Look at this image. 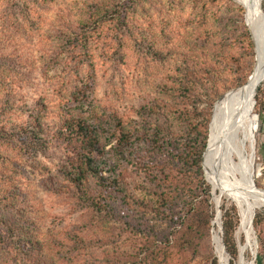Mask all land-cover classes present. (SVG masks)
Here are the masks:
<instances>
[{
	"label": "rangeland",
	"instance_id": "rangeland-1",
	"mask_svg": "<svg viewBox=\"0 0 264 264\" xmlns=\"http://www.w3.org/2000/svg\"><path fill=\"white\" fill-rule=\"evenodd\" d=\"M246 16L237 0H0V264H219L216 234L228 264H264V203L245 198L249 225L205 158L215 104L255 71ZM67 114L103 124L86 193ZM250 117L264 191V74ZM121 125L145 135L121 145Z\"/></svg>",
	"mask_w": 264,
	"mask_h": 264
},
{
	"label": "bare ground",
	"instance_id": "bare-ground-1",
	"mask_svg": "<svg viewBox=\"0 0 264 264\" xmlns=\"http://www.w3.org/2000/svg\"><path fill=\"white\" fill-rule=\"evenodd\" d=\"M237 1L247 11L246 21L251 29L256 46V67L254 74L244 87L224 94L215 104L210 124V140L205 158L209 160L215 172L212 185L236 198L239 203L246 205V221L249 223L252 207L248 205L245 198L254 197L264 203V191L257 189L253 181L254 150L251 147L253 133L250 117L254 94L264 74V27L260 6L262 0ZM248 145L251 148L250 161L245 156ZM230 163L233 164L235 173H240V179L237 175L233 176L230 173ZM213 195H215V192H213ZM217 216L216 223L219 224V204L217 205ZM214 243L219 264H228L224 257L222 240L217 234L214 237ZM243 252L244 250H241L240 259L243 257Z\"/></svg>",
	"mask_w": 264,
	"mask_h": 264
},
{
	"label": "trees",
	"instance_id": "trees-1",
	"mask_svg": "<svg viewBox=\"0 0 264 264\" xmlns=\"http://www.w3.org/2000/svg\"><path fill=\"white\" fill-rule=\"evenodd\" d=\"M66 101L72 102L76 104L77 108L82 110V115L85 112L83 110L87 107V101H84L80 94L75 91L68 94V97L65 98ZM258 104L260 100L257 98ZM262 105V103H260ZM70 114L66 115L65 124L60 129L62 133H65L68 136L69 144L76 145L75 150L79 153V158L77 159V165L72 167L73 174L75 175L74 181H76V185L78 189L82 193H86L87 185L91 184L96 178H98V173L94 168V155L100 149L101 140L103 137V133L101 132L102 129V122H99L97 129H92L91 126L88 124L86 118H80L77 122L74 117L68 118ZM74 115V114H72ZM72 119V120H70ZM120 137L119 141L121 145L128 144L132 138L136 135L144 136L145 133L142 130L137 128L130 129L126 126L121 125L120 127ZM138 136V137H139ZM206 148V143L204 142L202 146V152ZM75 153V152H74ZM200 159H198V163L200 164ZM201 170V167L198 168ZM88 183V184H86ZM12 194H16V190H10ZM9 191V192H10ZM87 197V195H86ZM94 202V200H92ZM224 217H223V230H224V243L227 247L228 253L236 260L239 255L238 248L234 242V235L237 229V225H235V220H237V210L236 208L232 209H225L223 208ZM222 219V217H221ZM190 231L194 233L197 231L194 229L193 226H189L188 228ZM222 237V236H221ZM223 243V240H222ZM223 246V244H222Z\"/></svg>",
	"mask_w": 264,
	"mask_h": 264
},
{
	"label": "water",
	"instance_id": "water-1",
	"mask_svg": "<svg viewBox=\"0 0 264 264\" xmlns=\"http://www.w3.org/2000/svg\"><path fill=\"white\" fill-rule=\"evenodd\" d=\"M221 212V211H220Z\"/></svg>",
	"mask_w": 264,
	"mask_h": 264
}]
</instances>
